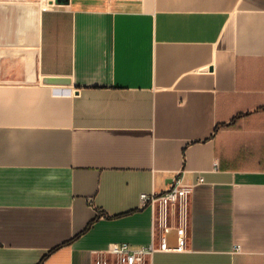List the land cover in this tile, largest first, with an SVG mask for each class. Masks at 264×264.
<instances>
[{
	"label": "crops",
	"instance_id": "crops-1",
	"mask_svg": "<svg viewBox=\"0 0 264 264\" xmlns=\"http://www.w3.org/2000/svg\"><path fill=\"white\" fill-rule=\"evenodd\" d=\"M177 175L183 248L140 199ZM112 243L264 264V0H0V264H127Z\"/></svg>",
	"mask_w": 264,
	"mask_h": 264
},
{
	"label": "built area",
	"instance_id": "built-area-1",
	"mask_svg": "<svg viewBox=\"0 0 264 264\" xmlns=\"http://www.w3.org/2000/svg\"><path fill=\"white\" fill-rule=\"evenodd\" d=\"M44 1L50 2L53 0ZM189 193L190 187L183 183L182 175H177L173 179L172 186L168 190L161 193H141L140 195L141 202L144 205H154L158 203L162 215L168 213V207H175L179 205L181 227L179 229L180 244L178 248L184 247V236L187 227L186 212ZM154 249V245L133 249L128 243H112L109 251L124 257L127 264H143L146 257L149 256ZM236 249L240 250L239 247Z\"/></svg>",
	"mask_w": 264,
	"mask_h": 264
},
{
	"label": "water",
	"instance_id": "water-1",
	"mask_svg": "<svg viewBox=\"0 0 264 264\" xmlns=\"http://www.w3.org/2000/svg\"><path fill=\"white\" fill-rule=\"evenodd\" d=\"M46 81L52 84H67L70 82V80L66 78H47ZM168 247H174V246L168 245Z\"/></svg>",
	"mask_w": 264,
	"mask_h": 264
},
{
	"label": "rangeland",
	"instance_id": "rangeland-1",
	"mask_svg": "<svg viewBox=\"0 0 264 264\" xmlns=\"http://www.w3.org/2000/svg\"><path fill=\"white\" fill-rule=\"evenodd\" d=\"M147 259H148V257H147V258L145 259V261H144L145 264H148ZM115 264H117V263L115 262Z\"/></svg>",
	"mask_w": 264,
	"mask_h": 264
}]
</instances>
